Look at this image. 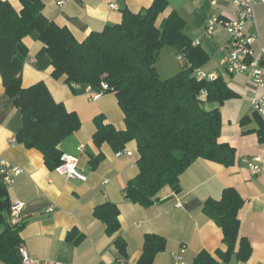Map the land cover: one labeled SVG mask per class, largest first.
Returning <instances> with one entry per match:
<instances>
[{
    "label": "crops",
    "instance_id": "obj_1",
    "mask_svg": "<svg viewBox=\"0 0 264 264\" xmlns=\"http://www.w3.org/2000/svg\"><path fill=\"white\" fill-rule=\"evenodd\" d=\"M1 1H8L16 11L22 9L20 0ZM41 1L44 15L56 25L67 28L80 42L93 32L121 24L125 10L141 13L153 3V0ZM167 1L169 6L157 24L172 11L178 12L186 21L185 32L210 56L202 70L223 78L238 95L219 106L222 116L219 142L234 148L235 163L225 167L198 159L182 174L180 192L165 187L158 194L160 201L151 207L130 202L124 190L139 174L137 143L129 142L125 154L118 156L109 144L99 147L93 139L97 131L95 119L99 116L105 118V124H112L117 130L126 129L125 115L115 93H104L93 100L88 85H69L63 78L54 79L50 56L37 57L42 43L40 33L33 31L23 40L28 53H17L23 64L22 85L29 88L44 82L57 102L78 115L81 128L64 139L59 150L63 155L78 160L79 169L87 176L84 182L50 170L40 151L17 142L22 114L13 99L5 94L0 72V162L23 170L15 182L6 187L5 202L0 209L4 218L0 223V238L11 225L10 206L17 201L23 203L20 246L25 247L40 264H138L148 234L159 235L167 241L165 251L156 256L153 264H177L175 256L179 254L184 264H195L201 252L218 259L216 251L226 249L224 235L202 209L208 199L220 200L227 188L235 189L244 200L239 212L240 236L246 238L252 247L248 262H237L233 258L228 264H264V143L259 140V124L252 104L254 98L264 94V90L246 74L228 73L223 65L228 35L222 25H216L211 37L204 36L209 20L214 15L230 17L235 13V5L232 0H220L216 6L212 4L213 0ZM255 12L256 21L248 25L247 33L257 34L256 49L260 51L264 48V5H257ZM174 58L176 62L183 60L173 48L163 49L156 65L162 79L170 78L183 69L178 68ZM168 70L175 73L162 76L161 71L165 73ZM217 106L211 104L207 109ZM245 118L249 121L242 123ZM101 154L104 158L93 168L91 161ZM245 160L258 161L263 168L262 173L252 175ZM107 203L115 204L120 212L121 229L115 236H109L106 225L94 216L95 208ZM51 207H54L52 212L49 211ZM118 236L127 244L125 258L121 257L115 244ZM0 264L7 263L0 260Z\"/></svg>",
    "mask_w": 264,
    "mask_h": 264
},
{
    "label": "trees",
    "instance_id": "obj_2",
    "mask_svg": "<svg viewBox=\"0 0 264 264\" xmlns=\"http://www.w3.org/2000/svg\"><path fill=\"white\" fill-rule=\"evenodd\" d=\"M20 3L22 9L16 11L8 1L0 0V72L5 94L22 114L17 142L40 151L50 170L62 164L59 145L81 128V121L53 98L44 82L23 87V64L17 53H28L23 40L35 30L42 43L37 57L50 56L54 79L63 78L69 85L85 84L96 90L107 83L110 89L104 93H115L126 129L117 130L99 116L93 139L97 146L107 143L115 152L124 150L129 142L137 143L139 174L124 190L127 200L151 207L160 201L158 194L165 187L180 192L182 174L198 159L225 167L234 165V148L219 142V106L238 95L223 78L198 79L196 71L208 63L210 56L185 32L186 21L178 12L172 11L157 24L169 6L167 0H153L151 7L141 13L125 10L121 24L93 32L82 42L44 15L41 0ZM166 47L173 48L185 64L174 76L162 79L156 65ZM211 104L218 106L207 109ZM255 120L259 140L264 143V122L258 115ZM103 158L101 154L92 160V167L96 168ZM5 198L6 187L0 176V209ZM243 205L244 200L233 188L225 189L220 200L205 201L202 211L221 228L226 249L216 251L218 259L201 252L195 264H228L233 258L241 263L249 261L252 247L240 236L239 212ZM94 216L106 225L109 236L119 233L120 212L115 204L95 208ZM1 222L4 218L0 214ZM22 228L23 223L15 227L9 224L0 238V260L7 264L21 263L18 249ZM115 244L125 258L126 241L118 236ZM166 246L165 238L146 235L138 264H153Z\"/></svg>",
    "mask_w": 264,
    "mask_h": 264
},
{
    "label": "built area",
    "instance_id": "obj_3",
    "mask_svg": "<svg viewBox=\"0 0 264 264\" xmlns=\"http://www.w3.org/2000/svg\"><path fill=\"white\" fill-rule=\"evenodd\" d=\"M218 1L220 0H213L212 4L216 6ZM232 2L235 5V13L228 18L214 15L205 28L204 36L211 37L216 25H222L228 35V41L224 45L227 54L223 61L228 73L230 75L246 74L258 88L264 90V48L257 51V34L247 33L248 25L256 21V6L264 5V0H232ZM196 76L198 79L208 81L218 78L217 75L207 73L202 69L196 71ZM87 89L91 99L97 100L110 88L107 83H103L99 90L92 86H88ZM252 104L255 113L264 119V94L254 98ZM125 152L124 149L117 152V155L121 156ZM244 162L252 175L257 176L262 173L263 168L258 161L245 160ZM56 171L69 179L87 181V176L78 167V160L67 155L62 156V164L56 168ZM22 173L23 170L20 167L11 166L4 161L0 162V176L5 187L12 185ZM23 209L24 204L18 201L10 206V223L12 226H19L22 223ZM53 210L54 207L49 209L51 212ZM18 252L21 258L20 264H40L28 253L25 247L20 246ZM175 260L177 264H184L181 254L176 255Z\"/></svg>",
    "mask_w": 264,
    "mask_h": 264
},
{
    "label": "rangeland",
    "instance_id": "obj_4",
    "mask_svg": "<svg viewBox=\"0 0 264 264\" xmlns=\"http://www.w3.org/2000/svg\"><path fill=\"white\" fill-rule=\"evenodd\" d=\"M162 54V53H161ZM177 55V54H176ZM161 57V56H160ZM176 58V57H175ZM175 58H174V61H175V64L178 66V68H183V66H184V64H185V60H180V61H178V62H176V60H175ZM165 62V60L163 59V62L162 63H164ZM175 64H173V65H175ZM179 65L181 66V67H179ZM172 71H165V73H163L162 71H161V74H162V76H169V74H174L175 73V71H173L172 73H171Z\"/></svg>",
    "mask_w": 264,
    "mask_h": 264
}]
</instances>
